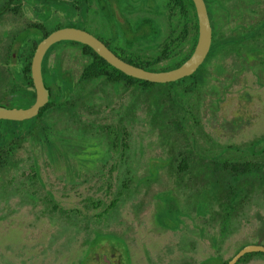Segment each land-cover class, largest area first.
I'll list each match as a JSON object with an SVG mask.
<instances>
[{
    "label": "flooded vegetation",
    "instance_id": "af4514ba",
    "mask_svg": "<svg viewBox=\"0 0 264 264\" xmlns=\"http://www.w3.org/2000/svg\"><path fill=\"white\" fill-rule=\"evenodd\" d=\"M203 1L211 42L194 78L196 105L208 84L209 68L213 67L230 77L228 85L243 73L252 75L259 91L258 103L264 107V0ZM185 5L190 4L185 0H0V21L5 15L8 18L0 22L1 35L4 27L26 34L22 44L15 43L17 35L13 36L5 52L1 44L0 106L26 109L36 102L34 53L23 49L38 39L39 44L57 30L73 28L93 35L126 63L138 56L150 58L169 50L176 32L181 36L185 33L183 28L174 31L167 18L175 8L183 14ZM158 17L163 27L158 26ZM147 27L150 33L145 32ZM43 30L49 34L40 40ZM80 45L63 40L44 53L40 72L47 101L34 116L0 119L4 121V145L0 150L15 151L17 158L4 170V154L0 157V230L4 231L6 216L8 222L15 214L11 210L4 215V210L17 198L22 208L35 211L34 217L48 215L57 223L64 219L61 225L48 226L50 229L83 234L82 241L65 242L70 246L64 247L67 250L61 256L49 258L50 264H228L243 247L264 246L243 245L228 260L214 254L200 259L204 237L200 221L211 210L207 203L201 208L199 192L205 179L184 176L185 151L215 147L185 146L179 133L161 129L154 120L165 119L152 112L136 84L110 81L109 74L87 68L93 58ZM18 47L20 51L14 52ZM180 50L191 55L194 48L184 46L182 41ZM190 95H177V116H164L166 120H185L183 102ZM162 102L174 109L168 100ZM138 109H148L150 118L138 120ZM171 109L166 107L164 111ZM181 124L183 128V121ZM138 126L147 129L144 134L137 132ZM155 131H160L159 147L163 152L150 156L152 145L144 143ZM175 139L181 143L175 144ZM258 139V159L263 161L264 136ZM175 151L179 159L170 160ZM69 197L79 198V204L67 202ZM128 207L131 219L121 222L123 210ZM148 211L149 222L142 219ZM123 223L125 229L121 228ZM146 223L148 241L139 240L132 246L126 233H135ZM1 236L3 240L4 232ZM171 238L178 239L174 242ZM209 241L215 252L218 238L209 236ZM239 260L235 264L245 261ZM34 264L41 263L36 258Z\"/></svg>",
    "mask_w": 264,
    "mask_h": 264
},
{
    "label": "rangeland",
    "instance_id": "374dc122",
    "mask_svg": "<svg viewBox=\"0 0 264 264\" xmlns=\"http://www.w3.org/2000/svg\"><path fill=\"white\" fill-rule=\"evenodd\" d=\"M5 16H3L1 21L8 19L4 18ZM157 24L159 27L165 25L159 17ZM17 31L18 29L16 28L4 27L3 34L1 35L0 33V52L2 51L1 44L4 43L5 52L6 47L12 42L13 36L17 35L13 40L15 43L19 42L22 44L26 34L21 30L20 32ZM145 32L150 33L151 29L147 27ZM13 51L19 52L20 49L19 47L16 49L14 48ZM222 68L224 69V66H222ZM228 78L230 77H228L225 72L221 70L216 71L213 67H210L208 84L205 89H203V92H201L200 96L202 97L198 99V104L196 105L197 100L194 93L185 98L183 107L187 113L184 117L185 120H197L199 123L197 129L202 128L201 130L203 133L208 134L209 139L213 140L216 145L231 146L239 149L245 148V146L255 139L264 136V107L258 103L259 91L255 87L254 77L252 75L243 73L241 76H236L229 85L227 81ZM184 84L185 82H182L181 86ZM231 84L233 86H231ZM176 86L177 84H158L150 88L147 92H144L153 110L152 112L159 114L161 101L163 99L168 100L167 97L161 96L159 102L157 99L158 94L162 92L167 93L170 88L173 89ZM13 104L18 105L19 103L14 102ZM167 104L169 105V103L166 102L165 107H168ZM160 117L161 119H167L164 116ZM137 118L138 120L150 118L148 109H138ZM146 130V128L141 129V127L138 126L137 132L144 134ZM193 132L195 133V131ZM159 133L160 131L152 132L149 138H145L147 141H145L144 144L152 145L151 148H149L150 156L163 152L159 147L161 145ZM195 137L199 146L208 148L207 142L199 132L195 134ZM63 200L65 202L64 198ZM66 201L71 204H79V198L76 197H69ZM7 206L8 208L4 210V215L6 213L10 214L9 211L11 210H15V214H13V217L8 221L10 225L7 222L8 218L6 216L4 219V231L0 230V264H34L36 258L39 259L41 264H50L49 258L61 256L62 252L67 250L64 247L70 246L68 244L66 245L65 242L83 240V234L80 232L70 230L61 233L58 227L57 229H50L48 227L55 224L61 225L64 223V219L57 223L48 215L41 217L37 215V217H34L35 211L28 207L22 208L17 198L12 199ZM210 210L211 213L204 217L202 216L200 221L201 226L204 227V237L202 239L199 256L201 260L213 254L220 256L222 260H228L243 245L264 244L263 194H253L248 197L246 202L236 209V212L231 215L226 223L218 217L219 212L221 214L222 211L216 201H213ZM5 211L7 212L5 213ZM128 211H130L129 207L123 210L122 217L120 218L121 222L130 221L131 217ZM142 219L149 222L150 211H148ZM35 225L46 226L48 229H42L40 231L37 230ZM114 225L115 224H112V226ZM39 227L40 226H38V228ZM121 228L125 229V223H123ZM147 229L148 226L146 223V226L143 225L142 228L135 233L128 234L127 232V240L133 242L132 246H135V242L139 240H147L149 235ZM2 232H4L3 240L1 236ZM209 236L218 238L219 245L215 248V252L212 251V248L209 246ZM129 237L131 238L129 239ZM177 239L171 238V241L176 242ZM164 242H166V240ZM154 249L155 245L151 246V251ZM242 264H264V257H250Z\"/></svg>",
    "mask_w": 264,
    "mask_h": 264
},
{
    "label": "trees",
    "instance_id": "16d2710c",
    "mask_svg": "<svg viewBox=\"0 0 264 264\" xmlns=\"http://www.w3.org/2000/svg\"><path fill=\"white\" fill-rule=\"evenodd\" d=\"M189 2V6L186 7L183 14H180L176 8L167 13V18L171 24L172 29L180 31L182 28L184 34L181 36L179 33H175L171 39L169 50L164 49L161 52L156 53L150 58L137 57L133 60L127 61L129 64L143 68L148 71H169L179 67L190 56V52L181 53L180 42L184 43V46H190L193 50L197 39V21L193 3L191 0H185V4ZM182 22V23H181ZM169 23V24H170ZM48 31L43 30L42 38L48 35ZM39 42V39L31 46H26L23 51L34 53L35 48ZM83 52L92 55L93 60L87 68H95L98 71H103L108 76L110 81H116L119 83L125 82L127 85L135 83L140 94H144L155 85L142 80L133 79L114 69L112 66L106 63L105 60L100 58L91 48L80 45ZM159 54H165V58H161ZM200 71L197 70L192 76L184 78L174 83H167L166 85L177 84L175 88H170L167 93H159L160 97L165 96L168 101L173 104L174 109L164 111L166 108L161 103L159 114L156 116H177L176 102L177 95L185 94L190 95L196 89V83L194 78L198 76ZM102 74V73H101ZM185 82L182 88L181 83ZM184 93H183V92ZM146 97V96H145ZM187 113V112H186ZM185 113V114H186ZM183 121V128L181 122ZM156 124L162 128H168L175 134L182 136V142L185 146L198 145V141L195 134L199 132L208 145L214 146L215 149H197L185 151V165L184 176L200 177L205 179L201 183L199 197L201 202V208H204V203L211 208L212 201H216L220 206L222 213L218 214L225 223L230 219L231 215L236 212V209L241 207L251 195H264V160H258L259 152L257 147L261 140H254L245 149L235 150L223 148L215 144L213 140L209 139V136L203 133L200 129H197L199 123L197 120H154ZM167 126V127H165ZM182 128V129H181ZM4 121H0V146L4 145ZM195 131V133L193 132ZM3 139V141H2ZM181 143L180 139H175V144ZM15 151L4 149V153L0 150V157L4 154V170L10 168V163L15 161ZM179 152L175 151L171 153L170 160H178ZM189 155V156H188ZM179 174H176V176ZM208 207V208H209ZM242 248V247H241ZM264 255L262 253H250L242 257L238 263H241L245 259L251 256Z\"/></svg>",
    "mask_w": 264,
    "mask_h": 264
},
{
    "label": "water",
    "instance_id": "95a60500",
    "mask_svg": "<svg viewBox=\"0 0 264 264\" xmlns=\"http://www.w3.org/2000/svg\"><path fill=\"white\" fill-rule=\"evenodd\" d=\"M197 17L198 36L194 50L190 57L179 67L164 71H148L128 64L114 55L100 40L93 35L73 28H64L49 34L36 47L32 62V77L37 92L36 102L26 109H7L0 106V119H24L34 116L47 101V91L44 88L40 63L44 53L59 41H74L91 48L100 58L109 65L131 78L153 84H166L192 76L202 64L208 54L211 42V29L207 10L203 0H192ZM21 121V120H16ZM249 253H264L263 245H247L235 254L228 264H235L241 257Z\"/></svg>",
    "mask_w": 264,
    "mask_h": 264
}]
</instances>
